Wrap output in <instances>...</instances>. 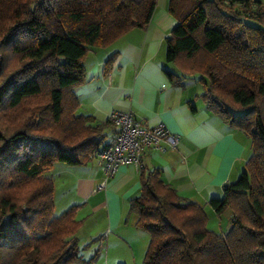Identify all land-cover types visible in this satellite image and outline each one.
Returning a JSON list of instances; mask_svg holds the SVG:
<instances>
[{
    "label": "trees",
    "instance_id": "trees-1",
    "mask_svg": "<svg viewBox=\"0 0 264 264\" xmlns=\"http://www.w3.org/2000/svg\"><path fill=\"white\" fill-rule=\"evenodd\" d=\"M157 0H0V264H91L81 255L79 205L55 214V162L83 165L111 121L77 113L74 88L85 60L134 27ZM176 23L165 39L166 70L179 84L199 78L197 96L251 141L241 176L208 204L230 210L224 234L205 207L183 198L160 168L141 167L131 199L150 233L145 264H264V1L169 0ZM107 61V66L112 61ZM193 111L197 108L191 105Z\"/></svg>",
    "mask_w": 264,
    "mask_h": 264
},
{
    "label": "crops",
    "instance_id": "crops-1",
    "mask_svg": "<svg viewBox=\"0 0 264 264\" xmlns=\"http://www.w3.org/2000/svg\"><path fill=\"white\" fill-rule=\"evenodd\" d=\"M175 23L169 0H157L146 27H134L108 46L91 49L85 60L87 80L74 88L77 113L107 122L114 110H132L149 124L165 123L179 136L178 147L147 150L142 166L160 168L163 179L183 198L202 204L207 211L209 200L223 197L225 184L243 171L252 154L251 141L206 107L197 96L203 88L190 81L196 77H183L179 84L168 77L166 70L179 73L166 61L165 39ZM104 134L103 143L112 138V126ZM55 165L50 175L55 197L57 190L64 196L73 189L79 196L74 204L80 206L77 218L82 220L87 212L104 211L110 224L119 227L130 211L131 199L141 191V167L135 164H122L110 178L92 158L77 168ZM86 226L84 221L77 236L90 252L91 239L83 236Z\"/></svg>",
    "mask_w": 264,
    "mask_h": 264
},
{
    "label": "rangeland",
    "instance_id": "rangeland-1",
    "mask_svg": "<svg viewBox=\"0 0 264 264\" xmlns=\"http://www.w3.org/2000/svg\"><path fill=\"white\" fill-rule=\"evenodd\" d=\"M190 81L194 85L197 84L201 89L203 88L199 78L196 80L190 78ZM59 164H65L72 168L81 166L69 165L65 162L58 161L55 165L57 166L56 168L61 166ZM46 173L51 175V169L47 170ZM241 174L242 170H239V172H237L238 176L235 179L237 180ZM72 190L64 196L61 191H56V215H60L67 208L79 201V196ZM87 213L83 216V223L85 221L87 224L83 236L84 239H91L90 242L93 248L89 252L86 245L83 244L81 246V255L83 258L87 260L92 259L91 264H145L144 259L150 242V233L136 225L137 220L134 221V219L137 218V214L135 212L129 211L125 214L119 227L110 224L104 211ZM207 214V227L210 230L221 234L229 230L231 226L230 216L232 215L230 210L222 214H217L215 211H212L211 207H208Z\"/></svg>",
    "mask_w": 264,
    "mask_h": 264
},
{
    "label": "built area",
    "instance_id": "built-area-1",
    "mask_svg": "<svg viewBox=\"0 0 264 264\" xmlns=\"http://www.w3.org/2000/svg\"><path fill=\"white\" fill-rule=\"evenodd\" d=\"M109 120L113 128L112 138L102 143L92 154L106 173L107 178L115 174L122 164L143 165L147 150L164 151L176 148L180 143L165 123L149 124L137 118L132 110H114Z\"/></svg>",
    "mask_w": 264,
    "mask_h": 264
}]
</instances>
